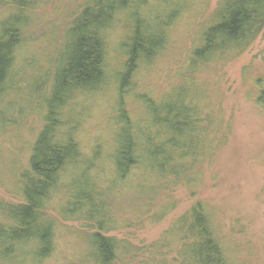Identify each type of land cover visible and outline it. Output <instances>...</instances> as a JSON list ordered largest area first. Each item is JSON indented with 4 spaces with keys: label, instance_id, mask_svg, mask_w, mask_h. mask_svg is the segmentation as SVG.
<instances>
[{
    "label": "rangeland",
    "instance_id": "1",
    "mask_svg": "<svg viewBox=\"0 0 264 264\" xmlns=\"http://www.w3.org/2000/svg\"><path fill=\"white\" fill-rule=\"evenodd\" d=\"M5 1L8 0H0V3ZM86 1L29 2L32 5L30 29L11 72L14 91L7 96L11 104L5 105L3 115L0 114V118L17 121L24 110L22 123L13 126L0 123V202L16 204L22 200L20 188L26 181L22 174L25 168H22L40 131L43 110L47 114L54 100L57 77L72 52L69 48V41L73 39L69 33L71 21ZM166 1L167 5L163 0H143L146 5L139 7L147 17L146 34L158 36L163 21L171 17L170 10L175 15L165 27L163 49L133 73L130 88L122 94L123 105L133 119H138L144 112L141 93L165 97L177 84L181 85L180 89L200 84L203 89L200 101L214 107L221 122L212 132L215 134L212 154L198 158L194 174L190 175L189 165H186L192 159L183 164L185 171L177 178L187 182L186 185L164 192L162 185L151 187L143 183V179L141 185L128 186L127 180L121 183L116 170H112L111 159L114 161L117 109L123 106L118 79L127 62L125 42L131 28L127 17L117 19L106 35L103 85L80 95L79 100L77 94L64 117L76 125V139L85 151L94 144L102 151L99 154L102 158L96 159L95 167L102 169L108 181L107 178L99 181L98 186H103L105 194L98 203H107V189H119V195L114 196L117 199L109 207L110 221L115 228L107 235L130 243L131 248L136 247L134 264H158L159 261L177 264L178 236L184 233L181 230L184 223H190L189 219L183 221V217L196 200H201L231 264H264V29L247 50L224 65H207L182 75L192 49L200 44L204 31L216 20L222 0ZM9 6L10 2L0 6V20L8 16ZM131 10H127L129 16ZM224 130L228 132L227 139H224ZM178 169H182L179 164ZM96 172L94 169L84 175L78 174V168L73 169L64 188L68 190L70 203L77 202L79 195L94 188ZM192 178L197 180V187ZM62 196V190L57 191L48 204V214L60 221V227L57 248L45 264H67L69 256L81 254L84 248L78 233L87 231V227H81L85 221L60 215L64 204ZM126 251L127 248H123V252ZM126 260L128 262V258Z\"/></svg>",
    "mask_w": 264,
    "mask_h": 264
},
{
    "label": "trees",
    "instance_id": "2",
    "mask_svg": "<svg viewBox=\"0 0 264 264\" xmlns=\"http://www.w3.org/2000/svg\"><path fill=\"white\" fill-rule=\"evenodd\" d=\"M6 2L11 3L9 14L0 20L2 115L3 107L11 104L7 99L8 94L14 91L11 72L20 47L28 38L32 10L30 0H8L1 2L0 6ZM140 5L143 7L146 4H143V0H87L74 15L71 21L73 25L69 29L73 37L72 42L69 41L72 52L57 77L54 100L50 102L47 114L43 110L40 131L31 144L27 164L22 168H25L22 174L26 179L20 188L22 200L16 204L0 202L4 217L0 220V264H45L53 255L57 248L60 221L48 214V204L51 196L60 190L64 194V204L59 214L72 220H83L85 223L81 227H87V231L78 233L82 238L81 247H84L81 254L69 256L67 264H134L136 247L132 249L130 243L125 244L115 236L107 235L115 228L110 221L109 207L117 199L114 196L119 195V189L106 188L109 193L105 195L107 203H98L100 196L105 194L102 192L103 186H98L99 181L108 177L103 175L102 169L95 167L96 159L102 158L99 155L102 151L97 144L85 151L76 139V125L73 126L64 117L75 103L73 98L77 94L79 100L82 98L80 95L103 85L106 79V35L121 16L128 18L131 33L125 42L127 62L118 79L120 105H123L122 94L130 88L137 67L146 64L163 49L165 27L175 12L170 10V19L163 21L161 33L156 36L145 33L147 17L139 10ZM127 10H131L130 16ZM216 14V20L204 31L200 44L189 54L182 75L207 65H224L247 50L264 29V0H222ZM180 87L178 84L172 87L165 97L141 93L144 105L141 118L133 119L124 105L117 109L116 142L112 151L114 161H111L114 164L112 170H116L121 183L127 180L128 186L141 185L143 179L142 182L151 187L162 185L166 192L187 184L177 178L182 170L185 171L182 166L188 163L187 159H192L190 164H186L192 175L198 158L201 160L212 154L210 149L215 140L212 132L221 122L220 115L214 107L200 101V93L203 92L200 84L185 89ZM23 111L17 121L1 116L0 123L12 126L22 123ZM227 135L228 132L224 130V139H227ZM178 164L182 169H178ZM76 168L78 174L84 175L96 169L98 183L94 179V188L79 195L77 202L70 203L68 190L64 188ZM192 180H195L194 187H197V180ZM210 218L203 201L196 200L183 217V221L189 219L190 223H184L181 228L184 233L178 236L180 247L176 250L177 264H231ZM123 248H127V251L123 252ZM158 264L166 263L159 261Z\"/></svg>",
    "mask_w": 264,
    "mask_h": 264
}]
</instances>
